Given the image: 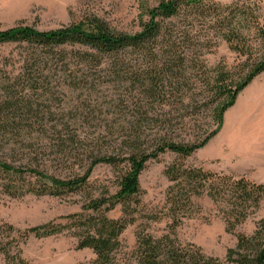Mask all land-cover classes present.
Listing matches in <instances>:
<instances>
[{"label": "trees", "instance_id": "trees-1", "mask_svg": "<svg viewBox=\"0 0 264 264\" xmlns=\"http://www.w3.org/2000/svg\"><path fill=\"white\" fill-rule=\"evenodd\" d=\"M149 1L141 0L147 18L140 17L135 32L116 31L97 16L46 30L22 24L0 29V45L22 48L13 62L0 61L1 189L10 196L87 191L80 212L60 217L65 222L22 231L0 225V264H31L18 239L65 230L76 238V249L92 250V264H116L120 236L140 212V175L165 153L177 156L164 169L169 185L162 211L169 224L160 236L136 232V264H264V217L251 234L238 233L222 259L175 236L181 221L197 211L199 198L211 201L231 233L264 200L263 183L183 162L220 131L225 111L264 73V51L252 50L254 40L264 41L262 11L243 0ZM220 41L238 56L232 68L206 63ZM92 99L112 110V121L97 132L79 133L85 118L77 112ZM202 106L211 111V130L198 123ZM179 110L188 114L175 117ZM178 129L190 132L181 136ZM72 159L79 161V173L50 172ZM100 164L122 167L117 190L94 196L89 178ZM117 205L121 215L111 218Z\"/></svg>", "mask_w": 264, "mask_h": 264}, {"label": "rangeland", "instance_id": "rangeland-1", "mask_svg": "<svg viewBox=\"0 0 264 264\" xmlns=\"http://www.w3.org/2000/svg\"><path fill=\"white\" fill-rule=\"evenodd\" d=\"M222 4L221 0H216ZM254 4L262 11L260 22L264 24V10L258 0H243ZM141 0H0V29L15 25H32L37 29L46 30L57 28L60 25L78 21L84 17L97 16L107 22L116 31L135 32L139 30L142 13ZM156 2L151 0L149 5ZM231 3V2H230ZM227 4V3H226ZM253 6V5H252ZM255 54L264 51V41L256 39L252 43ZM18 44H1L0 61L13 62L21 52ZM237 54L231 51L225 41H220L213 52L205 55L208 66L220 63L232 68L238 63ZM58 102L55 103V105ZM58 106V105H57ZM82 110L77 115L85 118L79 133H94L107 121L110 123L113 112L105 104L90 100L81 105ZM198 123L209 130L215 127L211 119L208 106L199 110ZM132 112L124 114L127 119H133ZM179 110L175 117L187 115ZM190 130H177V134L184 136ZM235 137V153L231 159H207L200 157L196 151L184 158L188 165L200 166L204 170L223 172L236 177L244 176L249 180L264 184V136L243 135L238 131ZM80 151V150H79ZM172 153L160 155L158 160L149 161L142 171L140 181V212L135 223L127 226L120 239L122 247L116 256V264H136L133 257V248L136 241V232L146 230L154 236H160L167 231L169 220L163 215L162 207L165 191L169 182L164 176L166 165L176 160ZM71 165L52 167L50 172L58 176H68L70 173H79V161L71 160ZM121 167L106 164L97 165L89 178L88 193L96 196L103 189L114 192L117 190L118 177ZM87 198L86 192L72 193L64 196L36 195L26 193L19 196H10L0 187V225H11L15 230L41 225L50 221L65 222L61 216L81 211V206ZM197 211L189 218H184L175 228V236L181 243H193L200 247L208 256L222 259L229 247L236 243L238 233L251 234L256 222L264 217V200L258 210L245 223L238 226L234 232H227L225 222L217 212L215 206L206 198L196 200ZM108 215L118 218L121 215V205H117ZM158 216V220H152ZM17 237L18 233H12ZM19 240L21 255L31 264H92L94 254L91 249H76V238L67 230L47 237L30 235L27 239Z\"/></svg>", "mask_w": 264, "mask_h": 264}, {"label": "crops", "instance_id": "crops-1", "mask_svg": "<svg viewBox=\"0 0 264 264\" xmlns=\"http://www.w3.org/2000/svg\"><path fill=\"white\" fill-rule=\"evenodd\" d=\"M230 3L234 0H221ZM264 10V0H260ZM243 135L264 136V73L257 75L237 96L235 103L223 115L220 131L198 150L200 157L207 159H231L237 149L233 147Z\"/></svg>", "mask_w": 264, "mask_h": 264}]
</instances>
